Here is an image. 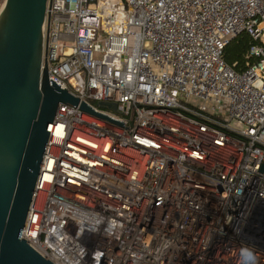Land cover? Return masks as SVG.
<instances>
[{"label": "built area", "instance_id": "2783aa9c", "mask_svg": "<svg viewBox=\"0 0 264 264\" xmlns=\"http://www.w3.org/2000/svg\"><path fill=\"white\" fill-rule=\"evenodd\" d=\"M242 34L258 61L237 72ZM45 65L126 128L60 104L21 237L35 252L249 264L251 247L264 264V0H49Z\"/></svg>", "mask_w": 264, "mask_h": 264}, {"label": "water", "instance_id": "95a60500", "mask_svg": "<svg viewBox=\"0 0 264 264\" xmlns=\"http://www.w3.org/2000/svg\"><path fill=\"white\" fill-rule=\"evenodd\" d=\"M48 2L6 0L0 12V264H53L21 237L60 104L126 128L49 81L42 69Z\"/></svg>", "mask_w": 264, "mask_h": 264}, {"label": "trees", "instance_id": "16d2710c", "mask_svg": "<svg viewBox=\"0 0 264 264\" xmlns=\"http://www.w3.org/2000/svg\"><path fill=\"white\" fill-rule=\"evenodd\" d=\"M257 43L248 35L242 34L233 38L224 50L225 62L232 66L237 72H243L249 64L258 61L256 57L250 55L251 47Z\"/></svg>", "mask_w": 264, "mask_h": 264}, {"label": "clouds", "instance_id": "9594fccd", "mask_svg": "<svg viewBox=\"0 0 264 264\" xmlns=\"http://www.w3.org/2000/svg\"><path fill=\"white\" fill-rule=\"evenodd\" d=\"M242 253H247L249 256V264H259V257L251 247H244L241 249Z\"/></svg>", "mask_w": 264, "mask_h": 264}, {"label": "rangeland", "instance_id": "374dc122", "mask_svg": "<svg viewBox=\"0 0 264 264\" xmlns=\"http://www.w3.org/2000/svg\"><path fill=\"white\" fill-rule=\"evenodd\" d=\"M5 1L6 0H0V8H2V7H4V3H5ZM197 104H204V105H206V103H201V102H197ZM208 106V105H207ZM209 107H210V105H209Z\"/></svg>", "mask_w": 264, "mask_h": 264}]
</instances>
